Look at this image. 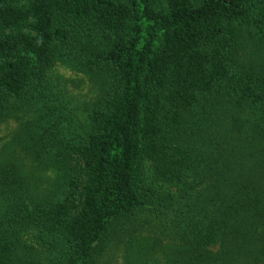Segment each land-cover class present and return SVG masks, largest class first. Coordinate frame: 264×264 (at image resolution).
<instances>
[{"label": "trees", "instance_id": "obj_1", "mask_svg": "<svg viewBox=\"0 0 264 264\" xmlns=\"http://www.w3.org/2000/svg\"><path fill=\"white\" fill-rule=\"evenodd\" d=\"M58 64L97 91L83 136ZM12 120L0 264H264V0H0Z\"/></svg>", "mask_w": 264, "mask_h": 264}, {"label": "rangeland", "instance_id": "obj_2", "mask_svg": "<svg viewBox=\"0 0 264 264\" xmlns=\"http://www.w3.org/2000/svg\"><path fill=\"white\" fill-rule=\"evenodd\" d=\"M57 68L59 77H64L66 81L71 82L66 83L64 87H60L65 102H73V104L68 105L66 117L68 121L74 120L72 123L73 130L77 131L80 136H83V130L89 128V119L87 111L85 110L89 108L88 104L97 99V91L90 85L92 82L89 79L76 75L70 68H66L60 64L57 65ZM68 123L69 122L65 121L63 125L68 126ZM18 126L19 124L14 120L8 121L6 124L0 126V149L11 140L12 133ZM17 148L16 150H18L20 156L24 159V166L27 168L26 174L30 177L29 180L31 182L36 183V189L40 191L39 194L45 193L50 196L54 193L59 194L63 175L60 176L51 166L41 167V170H38L37 163L28 159V157L21 152L20 147ZM38 172L40 173L39 175L37 174Z\"/></svg>", "mask_w": 264, "mask_h": 264}]
</instances>
